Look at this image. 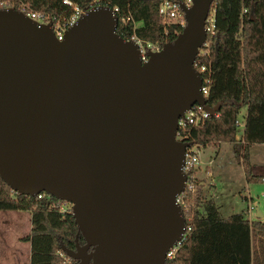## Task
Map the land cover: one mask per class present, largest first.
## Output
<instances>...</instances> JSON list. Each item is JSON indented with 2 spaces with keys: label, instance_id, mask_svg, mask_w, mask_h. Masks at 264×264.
Here are the masks:
<instances>
[{
  "label": "water",
  "instance_id": "obj_1",
  "mask_svg": "<svg viewBox=\"0 0 264 264\" xmlns=\"http://www.w3.org/2000/svg\"><path fill=\"white\" fill-rule=\"evenodd\" d=\"M212 2L183 9L185 27L144 64L110 8L82 14L62 42L0 10V179L71 204L75 249L64 253L75 264H166L181 240L190 144L175 136L194 105L216 113L193 67Z\"/></svg>",
  "mask_w": 264,
  "mask_h": 264
},
{
  "label": "trees",
  "instance_id": "obj_2",
  "mask_svg": "<svg viewBox=\"0 0 264 264\" xmlns=\"http://www.w3.org/2000/svg\"><path fill=\"white\" fill-rule=\"evenodd\" d=\"M0 1L13 3L16 11L23 7L61 22L73 13L64 1L82 11L95 5L118 8L117 34L124 40L135 36L159 49L182 31L175 24L162 22L160 0ZM212 9L215 34L206 39L205 54L198 55L196 63L206 69L203 80H209L205 105L215 109L218 117L193 127L189 142L198 149L232 144L247 183L261 181L252 174L249 149L264 144V0H213ZM121 18L130 20L121 22ZM243 110L244 128L236 141V121ZM187 203L193 207L191 220L186 222L191 231L166 264H264V222H249L242 213L223 219L210 201L200 205L189 198ZM58 204L48 195L38 199L14 193L0 179V212L30 214V233L20 240L30 245L29 264H63L60 253L67 258L64 251L75 249L77 226L71 212H60ZM78 243H84L81 236Z\"/></svg>",
  "mask_w": 264,
  "mask_h": 264
},
{
  "label": "built area",
  "instance_id": "obj_3",
  "mask_svg": "<svg viewBox=\"0 0 264 264\" xmlns=\"http://www.w3.org/2000/svg\"><path fill=\"white\" fill-rule=\"evenodd\" d=\"M192 2L193 0H160V4L158 8V15L162 19V22L164 24H175L182 30L186 25L183 9L191 8ZM63 3L73 8V13L70 15L69 18H67L63 22L55 19L52 16H48L44 13L26 11L23 7H21L18 11L23 13L25 16H27L28 18H30L31 20H33L39 25L49 26L56 41L62 42L66 31L76 24V22L79 20L82 14H85L87 12V11L80 10L79 8L74 6L69 1H64ZM95 6H99V5H95ZM3 9H14L15 10V6L13 3L9 1H0V10H3ZM111 10L117 18V27H116V33H117L118 23H119L118 21L119 9L114 8ZM129 20H130L129 18H127L126 20L123 18L120 19L121 22H127ZM214 28H215L214 10L212 9V5H211L210 11L206 19V23H205L206 39L208 37H212L215 34ZM125 41H131L138 47L139 54H140V62L142 64L148 61L149 52H157L160 50L157 46L149 44V43H145L139 40L138 38H136L135 36L129 39H126ZM205 45H206V41L203 46ZM200 54H203V55L205 54V52L202 51V48L199 50L198 55ZM193 67L202 79L201 94L204 100H206L209 94V80L208 78H205L203 80L201 76L206 72V69L204 66L199 65V62L196 63V59H195ZM214 116L218 117V114L215 113L213 116H211L208 112L204 110L203 107L199 105H194L191 109L185 112L183 117L180 118L177 122V131H176L175 140L179 143L190 144V146L187 147L185 150L184 160L182 164V171L186 176L184 190L176 199V203L180 207L183 213L185 227H184V233L182 235L181 240L177 242L167 252L166 262L171 261L175 257L176 252L182 247V245L184 244V242L186 241L188 237L189 232L191 231V227L186 226V222H189L191 220V213H189L190 212L189 208H187L188 207L187 199L192 198L194 194L197 192L196 171L200 165V159H199L197 150H200V149H198L197 146L189 142L190 130L193 127L197 126L202 121L207 120L208 118L214 117ZM236 126L238 128V132H240V130H243L244 128V123L239 122L237 120ZM45 195L46 194L44 193L40 194L37 196V198L41 199ZM56 207L62 213L71 212V204L64 202V201H59V204Z\"/></svg>",
  "mask_w": 264,
  "mask_h": 264
},
{
  "label": "rangeland",
  "instance_id": "obj_4",
  "mask_svg": "<svg viewBox=\"0 0 264 264\" xmlns=\"http://www.w3.org/2000/svg\"><path fill=\"white\" fill-rule=\"evenodd\" d=\"M237 120L241 122L240 117ZM197 152L200 165L196 171L197 192L192 197V201L195 198L200 205L206 204L209 201L213 204L215 203L222 218L241 213L247 217L248 213L257 215L259 212L264 222V179L247 183L243 170L234 155L232 145L224 143L219 147H207L197 150ZM207 167H209V172H206ZM257 173L264 175V169L257 171ZM187 206L190 211L189 213L192 214L193 210H190V208L193 207H191L190 203H187ZM11 214L17 216L23 213L11 212ZM24 221L22 219H15L14 223L12 222L9 226H0V232L2 233L5 231V227H8V230L4 233L6 234L5 236H11L10 240L0 242L1 244L5 243L9 245L11 249L7 248V252L11 253L14 246H17V240L13 238V236L20 234L16 228V224H21ZM23 232L26 234L27 229ZM22 255L24 256L23 259L26 258L23 250ZM61 256L63 264L70 262L68 258L63 257L60 253Z\"/></svg>",
  "mask_w": 264,
  "mask_h": 264
},
{
  "label": "crops",
  "instance_id": "obj_5",
  "mask_svg": "<svg viewBox=\"0 0 264 264\" xmlns=\"http://www.w3.org/2000/svg\"><path fill=\"white\" fill-rule=\"evenodd\" d=\"M244 115H245V110H243L239 116L241 118V120H240L241 122H243ZM241 133H242V130H240V132H238V134L236 135V141L240 139ZM219 146H217V147H219ZM232 147H233V145H232ZM249 160H250L252 174L254 176L259 177L261 180H263L264 175H262V173H257V171H261L262 169H264V144H256V145H252L250 147V149H249ZM238 164H239V162H238ZM240 167L242 168L241 165H240ZM242 170H243V168H242ZM209 171H210L209 167H207L206 172H209ZM243 173H244V170H243ZM244 177H245V175H244ZM214 205H215V203H214ZM216 208H217L218 213L220 215V212H219V209L217 206H216ZM22 213L23 214H18L17 216H13L11 214V212H3V211L0 212V226H9L10 224H12V222L14 223L15 219L25 220L21 224H16V228H17L18 232H20V234L13 236L14 240H17L18 244H17V246H14L11 253L7 252V248L11 249L8 244H5V243L1 244L0 243V264H29L30 245L28 243H23L20 240L29 235L30 230H31V221H30V214L29 213L28 214L27 213L24 214V212H22ZM23 215H26V216H23ZM229 217H226L223 219H227ZM261 217H262V215H260L259 212L257 213V215H251L250 213H248V216L246 217V219L249 222H254V221L263 222ZM7 228L8 227H5L4 232H6V230H8ZM25 229H27L26 234H24V232H23V231H25ZM4 232L3 233L0 232V242L5 241V240H10L11 236L10 235L5 236L6 234ZM22 250H23L24 254H26V258H24V259H23L24 256L22 255Z\"/></svg>",
  "mask_w": 264,
  "mask_h": 264
}]
</instances>
